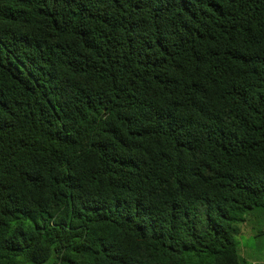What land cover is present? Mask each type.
I'll return each instance as SVG.
<instances>
[{"label":"trees","instance_id":"1","mask_svg":"<svg viewBox=\"0 0 264 264\" xmlns=\"http://www.w3.org/2000/svg\"><path fill=\"white\" fill-rule=\"evenodd\" d=\"M261 215L264 0H0V264H240Z\"/></svg>","mask_w":264,"mask_h":264},{"label":"rangeland","instance_id":"2","mask_svg":"<svg viewBox=\"0 0 264 264\" xmlns=\"http://www.w3.org/2000/svg\"><path fill=\"white\" fill-rule=\"evenodd\" d=\"M234 237L240 264H264L263 215L249 216L245 223L235 225Z\"/></svg>","mask_w":264,"mask_h":264}]
</instances>
